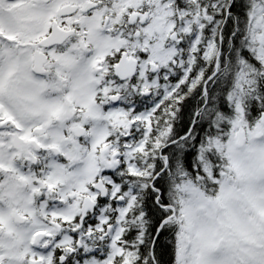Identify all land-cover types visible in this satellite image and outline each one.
<instances>
[{
  "label": "snow or ice",
  "instance_id": "6c2138e0",
  "mask_svg": "<svg viewBox=\"0 0 264 264\" xmlns=\"http://www.w3.org/2000/svg\"><path fill=\"white\" fill-rule=\"evenodd\" d=\"M0 264H264V0H0Z\"/></svg>",
  "mask_w": 264,
  "mask_h": 264
}]
</instances>
